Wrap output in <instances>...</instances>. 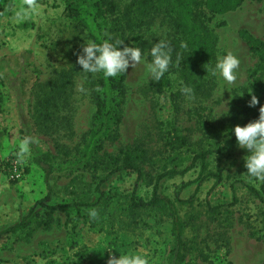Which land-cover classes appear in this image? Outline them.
I'll return each mask as SVG.
<instances>
[{
	"label": "rangeland",
	"instance_id": "374dc122",
	"mask_svg": "<svg viewBox=\"0 0 264 264\" xmlns=\"http://www.w3.org/2000/svg\"><path fill=\"white\" fill-rule=\"evenodd\" d=\"M111 2V8L98 14L103 36L110 32L122 47H139L143 62L129 66L123 91H111L108 112L95 116L93 79L102 74L85 73L77 63L86 40L93 41L87 22L68 13L79 1L34 0L32 11L27 0H0V149L4 156L17 155L23 141L21 115L32 120L33 114L36 137L53 156L51 204L92 197L94 184L110 170L111 156L123 148L134 150L153 176L190 165L197 152L235 137V126L256 107L249 106L252 95L260 99L264 91V0H243L223 13L207 10L212 44L199 64L190 59L170 2L157 3L148 12L140 0ZM159 40L175 47H170L169 71L157 82L146 64ZM24 50L33 52L35 65L17 77L20 109L12 89V73L19 65L13 57ZM229 51L240 59L231 85L207 73ZM38 76L39 85L32 90ZM183 87H190L192 95L182 93ZM248 154L235 144L211 155L209 171L219 181L211 176L197 193L199 164L185 175L162 180L163 196L193 197L190 204H177L185 224L184 264H264L261 206L243 185L259 187L262 180L247 174ZM21 162L28 168L22 180L0 176V232L19 222L47 193L45 172L31 160V147ZM135 179V174L124 173L111 177L102 187L109 199L97 208L48 217L38 206L39 215L26 229L0 236V264H107L110 256L129 251L143 254L147 264H167L171 219L162 206L129 210ZM152 187L149 178L143 180L139 194L149 198ZM207 204L226 207L213 214ZM91 209L98 212L95 220L88 215Z\"/></svg>",
	"mask_w": 264,
	"mask_h": 264
},
{
	"label": "trees",
	"instance_id": "16d2710c",
	"mask_svg": "<svg viewBox=\"0 0 264 264\" xmlns=\"http://www.w3.org/2000/svg\"><path fill=\"white\" fill-rule=\"evenodd\" d=\"M79 1V7H69L68 13L71 17H80L83 18L89 27L90 35L92 40L100 42L106 40L109 37L112 38V41H116L115 37H112L110 32H107L105 36L101 32L99 27V17L98 14H102L105 10H108L111 0H77ZM164 0H140V3L146 7L144 12L150 11L151 7H154L157 3H161ZM170 2V5L173 6V11L175 12L174 18L176 27L183 36L185 44L189 49L190 59L193 63L199 64L201 61H204L207 54L209 53L210 46L212 44V35L210 30L207 27V10L211 13H223L229 10H234L238 8L243 0H165ZM148 15V13H145ZM174 43V42H173ZM172 42L169 44V47L174 48L175 43ZM122 47V46H121ZM142 51V50H141ZM33 52L31 50H24L19 55L13 57L15 62L18 63V67L13 76H15V82L13 88L16 92V96L19 99V107L21 108V92L20 87L17 86V77H19L20 72L29 71L28 68H31L34 62L32 60ZM200 61V62H199ZM125 74H120L118 77L113 78H103V75L100 77H94L93 82L96 85L94 88V93L96 95V107L97 111L95 116H102L108 112V106L110 104L109 97L111 91L119 90L123 91ZM9 82H11L9 80ZM40 79L39 76L32 85V90L39 85ZM23 92V91H22ZM260 103L242 120L241 126L246 125L250 121H254L259 117V109L261 106H264V91L262 92ZM31 115V114H30ZM21 127L20 135L21 139L25 138H34L36 143L31 144V160L33 163L40 167L45 172V182L47 187L46 195L39 199L35 206H33L29 212L16 224L6 228L0 232V236L3 234L16 233L26 229L34 219H36L39 212L36 211V208L40 206L50 217L55 212H70L71 210H76L79 212L81 207H93L97 208L104 205L108 201V190L103 189V185L111 179L117 173L124 174H135L136 179L133 185L131 192L128 195V208L130 211L136 210H146L154 207H164L166 214L171 219V233L173 238V245L170 249L168 255L167 264H184L186 259L185 252V224L181 219L179 210L177 209V204H190L193 201L192 198L182 199L177 195L175 200L170 199L169 197L163 196L161 191V182L165 178L174 177L177 175H185L191 171L196 164L200 166V173L198 177V184L196 188L197 193L202 184L209 179L211 176L217 178V183L219 181V176L213 174L209 171V159L210 156L215 153H224L226 150L237 144L236 137H233L229 140H226L223 145L219 146L216 149H204L195 154L192 158L190 165H182L177 168L166 169L161 173H157L155 176L149 174L145 168L136 160V152L130 148H123L115 156H111L113 159L111 161L110 170L105 176L101 177L98 182L94 184L92 194L93 198L90 197L88 200H81L75 202H59L57 204H51L48 201L52 199L53 188L51 184V177L54 170L53 156L49 150H45L40 144L39 140L36 137L37 134V124L34 120L32 114V120L30 117L21 115ZM18 156V155H17ZM24 171H28V168L25 167ZM151 181L152 193L149 198H144L139 194L140 183L143 180ZM247 188L248 192L255 196L261 206V213L259 224L264 230V180L261 181L259 187H256L252 184L243 183ZM226 205L224 204H207L208 210L213 214H221Z\"/></svg>",
	"mask_w": 264,
	"mask_h": 264
},
{
	"label": "clouds",
	"instance_id": "9594fccd",
	"mask_svg": "<svg viewBox=\"0 0 264 264\" xmlns=\"http://www.w3.org/2000/svg\"><path fill=\"white\" fill-rule=\"evenodd\" d=\"M27 4L32 11H35L34 0H27ZM123 42L112 41V38L100 42L86 40L83 45V54L78 56L77 63L82 66V71L93 76L102 74L103 78H113L127 72L129 66L135 68L143 62L142 51L136 46L121 47ZM149 55L151 62L146 64V70L152 81H160L164 74L169 71L171 64V49L165 40L156 42ZM240 59L232 52H227L218 57L212 69L207 68V73L211 71L213 76L219 77L226 84H233L238 78ZM225 89H228L227 87ZM181 92L191 96L190 87L181 88ZM259 98L252 95L249 101L250 107L259 104ZM237 144L242 149L248 150L245 157V167L250 177L264 180V106L259 109V117L250 121L246 125H237L233 129ZM36 143L34 138H25L19 146L18 158L23 161L30 151V145ZM91 219L98 218L96 209L88 212ZM107 264H147L146 257L138 252L129 251L120 253L119 256L112 255Z\"/></svg>",
	"mask_w": 264,
	"mask_h": 264
},
{
	"label": "built area",
	"instance_id": "2783aa9c",
	"mask_svg": "<svg viewBox=\"0 0 264 264\" xmlns=\"http://www.w3.org/2000/svg\"><path fill=\"white\" fill-rule=\"evenodd\" d=\"M24 175V168L18 156L14 154L4 156L0 149V176L10 181H19Z\"/></svg>",
	"mask_w": 264,
	"mask_h": 264
}]
</instances>
